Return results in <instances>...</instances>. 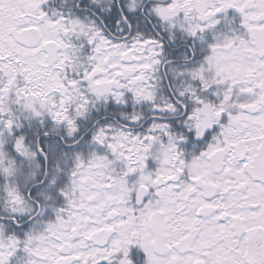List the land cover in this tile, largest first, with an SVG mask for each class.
<instances>
[{"label":"snow or ice","instance_id":"snow-or-ice-1","mask_svg":"<svg viewBox=\"0 0 264 264\" xmlns=\"http://www.w3.org/2000/svg\"><path fill=\"white\" fill-rule=\"evenodd\" d=\"M0 264H264V0H0Z\"/></svg>","mask_w":264,"mask_h":264}]
</instances>
